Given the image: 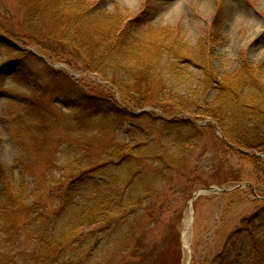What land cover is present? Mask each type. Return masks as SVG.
<instances>
[{
    "label": "trees",
    "instance_id": "obj_1",
    "mask_svg": "<svg viewBox=\"0 0 264 264\" xmlns=\"http://www.w3.org/2000/svg\"><path fill=\"white\" fill-rule=\"evenodd\" d=\"M17 1L24 9L15 20L17 27L10 25L12 15L5 10L3 14L0 5L1 32L37 47L51 61H64L79 72L98 75L133 109H158L167 119L153 112L136 114L107 94H90L83 89L87 87L83 77L76 80L62 70L45 74L56 83V95L46 96L50 82L31 66L21 70L31 91L19 96L21 112L13 118L24 147L20 172L32 175L31 167L36 169L44 154L48 156L47 126H53L55 118L53 113L50 118L53 101L70 110L63 120L68 139L58 145L66 168L57 181L60 204H53L52 210L48 204L28 202V197H38L40 189L26 197L23 191L17 198L11 191L0 194L4 234L0 235V264H108L117 252L126 251V238L135 228L131 221H137L142 205L153 195L145 163H154L155 170L162 168L160 175L158 170L153 172L151 180L167 181L169 172L179 166L176 161L183 159L178 155L202 142L203 128L197 124L201 117L210 118L222 132L223 145L248 157L254 155L244 151L264 154V63H244L235 74L220 78L211 71L213 47L222 41L220 7L206 36L192 47L180 38L178 26L157 27L146 11L130 15L116 4L109 13L99 2L89 0ZM13 49L26 55L25 50ZM193 67L203 75L192 92L214 93L211 103L203 96L176 92L181 83L195 81L189 72ZM176 113H190L192 118L172 119ZM142 121L162 125L167 146L147 138ZM113 122L116 130L129 124L139 130L132 139L109 146L107 152L104 149L103 156H93L98 135L108 132ZM29 158L35 166L28 165ZM52 159L58 161L55 155ZM112 165L120 174L115 180L98 175ZM46 182H40L43 188ZM23 233L32 242L23 249L10 246ZM171 246L174 264H181V246ZM228 261L219 255L214 264Z\"/></svg>",
    "mask_w": 264,
    "mask_h": 264
},
{
    "label": "rangeland",
    "instance_id": "obj_2",
    "mask_svg": "<svg viewBox=\"0 0 264 264\" xmlns=\"http://www.w3.org/2000/svg\"><path fill=\"white\" fill-rule=\"evenodd\" d=\"M99 2L103 8L113 13L116 4L121 5L130 15L148 12L150 21L157 27L178 26L180 38L189 46L195 47L206 36L211 28L218 7L221 13L223 27L222 41L213 47L212 73L217 77L235 74L244 63L253 65L264 63V0H89ZM1 9L10 13V25L14 27L24 9L17 0H0ZM128 16V14H126ZM129 15V16H130ZM8 23V22H7ZM0 36L15 42L25 49L24 57L13 52L14 47L6 42H0V194L12 192L17 198L19 192L27 196L40 189L38 197H28V202L36 200L41 204H60L57 188L59 178L63 177L66 168V157L61 147V141L68 139L63 120L70 112L55 101L49 104L50 118L47 126L50 135L48 140V156L40 160L36 169L29 176L21 174L20 160L24 156V147L13 118L21 112L20 95H28L31 84L23 81L21 70L31 66L40 76L49 81L46 96L56 95L55 81L45 74L54 70H62L78 80H85L87 87H81L90 93L102 94L101 97L112 96L121 106L127 105L129 110L141 113L144 110L153 112L155 116L167 119L158 109L144 107L133 109L128 102L109 83L98 75L89 72H79L64 61H51L39 49L29 43L18 41L0 31ZM13 47V48H12ZM46 60H44L43 57ZM15 61H11V59ZM20 60L18 63L16 60ZM47 68V70H46ZM24 71V70H23ZM168 72V71H167ZM195 81L186 85L181 83L176 92L185 97H200L203 93L197 90L196 84L202 82V71L193 67L189 70ZM80 81V80H79ZM194 94V95H193ZM72 96L73 93H72ZM207 103L215 99V94L207 92ZM204 98V99H205ZM206 103V102H205ZM192 118L190 113H176L172 119ZM197 124L203 128V140L190 151L181 153L176 161L179 166L169 175L167 181L154 182V171L162 168L154 163L146 162L144 170L146 179L152 185L153 195L142 205L135 225L133 235L127 236L126 251L117 252L108 264H174V249L171 244L181 246V264H214L217 256L229 259V264H264V154L247 152L254 157L241 155V151L230 149L222 144L220 133L214 128L210 118L201 117ZM144 133L155 139L160 146H167L165 132L160 124L152 121H142ZM115 122L106 133L98 135L93 156H103L104 149L119 145L123 139H132L139 128L129 124L116 130ZM138 136V135H137ZM54 138L53 141H51ZM139 141V139H138ZM67 142V141H66ZM243 152V151H242ZM51 154V155H50ZM55 155L57 162L53 161ZM50 156V158H49ZM29 166L33 165L29 158ZM166 173V172H165ZM101 178L108 176L114 179L120 176L114 165L105 173H98ZM47 181V188L40 182ZM51 181H54V183ZM242 185L239 188L238 186ZM215 186L218 188H236L228 192H204L190 202L195 192ZM53 191V193L50 192ZM57 193V194H56ZM23 218L18 224L23 222ZM0 220V235L3 236ZM189 225L187 245L190 253L184 247L183 232ZM32 242L30 236L23 233L10 246L25 248ZM260 252L261 259H257ZM167 253L173 255H166ZM134 254L141 257H135ZM132 255V257H131ZM138 259V260H137ZM137 260V261H136ZM259 260V261H257Z\"/></svg>",
    "mask_w": 264,
    "mask_h": 264
},
{
    "label": "water",
    "instance_id": "obj_3",
    "mask_svg": "<svg viewBox=\"0 0 264 264\" xmlns=\"http://www.w3.org/2000/svg\"><path fill=\"white\" fill-rule=\"evenodd\" d=\"M0 41L2 42H7L10 45L16 46L15 43L11 42L9 39L5 38V37H0ZM241 187V186H240ZM230 189H225V188H217L214 186H210L207 188H204L202 190H199L198 192L195 193L194 197H198L200 194L204 193V192H218V191H229Z\"/></svg>",
    "mask_w": 264,
    "mask_h": 264
},
{
    "label": "bare ground",
    "instance_id": "obj_4",
    "mask_svg": "<svg viewBox=\"0 0 264 264\" xmlns=\"http://www.w3.org/2000/svg\"><path fill=\"white\" fill-rule=\"evenodd\" d=\"M189 225L187 224L186 225V228H185V230H184V232H183V239H184V242H185V244L187 245V234H188V231H189Z\"/></svg>",
    "mask_w": 264,
    "mask_h": 264
}]
</instances>
